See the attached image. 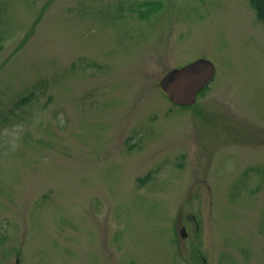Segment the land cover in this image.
Wrapping results in <instances>:
<instances>
[{
	"label": "rangeland",
	"instance_id": "obj_1",
	"mask_svg": "<svg viewBox=\"0 0 264 264\" xmlns=\"http://www.w3.org/2000/svg\"><path fill=\"white\" fill-rule=\"evenodd\" d=\"M253 5L0 0V264H264ZM200 58L174 105L162 78Z\"/></svg>",
	"mask_w": 264,
	"mask_h": 264
},
{
	"label": "water",
	"instance_id": "obj_2",
	"mask_svg": "<svg viewBox=\"0 0 264 264\" xmlns=\"http://www.w3.org/2000/svg\"><path fill=\"white\" fill-rule=\"evenodd\" d=\"M213 64L206 59H197L182 68L174 69L164 76L160 87L168 99L178 105H193L197 92L212 80ZM181 236L185 237L184 231Z\"/></svg>",
	"mask_w": 264,
	"mask_h": 264
},
{
	"label": "trees",
	"instance_id": "obj_3",
	"mask_svg": "<svg viewBox=\"0 0 264 264\" xmlns=\"http://www.w3.org/2000/svg\"><path fill=\"white\" fill-rule=\"evenodd\" d=\"M252 3L254 4L253 6L255 8L257 18L264 23V0H252ZM141 7L143 8L141 10L144 11L140 12V9L138 10L139 17L140 14L149 16L159 8V5L157 3L147 1L143 3Z\"/></svg>",
	"mask_w": 264,
	"mask_h": 264
},
{
	"label": "flooded vegetation",
	"instance_id": "obj_4",
	"mask_svg": "<svg viewBox=\"0 0 264 264\" xmlns=\"http://www.w3.org/2000/svg\"><path fill=\"white\" fill-rule=\"evenodd\" d=\"M174 69V68H173ZM210 84V83H209ZM203 90V89H202Z\"/></svg>",
	"mask_w": 264,
	"mask_h": 264
}]
</instances>
